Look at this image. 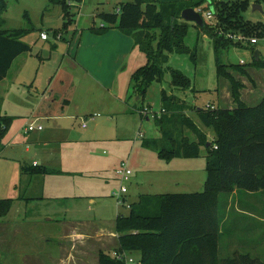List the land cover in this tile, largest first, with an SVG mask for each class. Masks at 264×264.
Returning a JSON list of instances; mask_svg holds the SVG:
<instances>
[{"label":"rangeland","instance_id":"1","mask_svg":"<svg viewBox=\"0 0 264 264\" xmlns=\"http://www.w3.org/2000/svg\"><path fill=\"white\" fill-rule=\"evenodd\" d=\"M127 1L71 0L64 19L61 6L49 0H5L0 30H26L21 40L30 51L17 56L0 81V129L1 118H9L7 131L0 136V199L12 202L9 212L0 217V264H99L100 251L112 257L117 215L128 214L127 205L136 203L138 194L193 191L188 184H175L172 171L185 168L187 163H201L202 168L206 162L204 157L167 159L153 145L161 137L154 116L165 105L162 91L183 107L178 115L185 114L203 130L196 109L229 103L228 84L217 74L218 61L249 70L254 51L264 61V0H248L249 7L240 16L259 31L245 32L247 37L258 36L256 44L234 46L228 38L217 35L221 46L216 48L206 30L180 16L178 22L189 27L183 40L186 50L168 54L162 81H154L144 96L133 94L130 85L133 72L147 62L137 46L115 76L110 92L87 90L82 83L77 86L81 77L76 74L78 69L72 70L71 63L85 34L90 27L107 25L100 13H114L120 3ZM208 4L205 0L196 9L205 10ZM254 5L260 8L254 9ZM216 19L210 24L215 25ZM41 32L47 33V40L40 38ZM59 32L58 38L55 34ZM149 33L155 45L160 30ZM171 69L189 79V86L174 85ZM229 71L237 80L244 79L233 69ZM72 87L77 89L68 107L61 105L68 95L59 101L42 102L43 94L52 91L53 98H59ZM49 110L51 114L63 110V117H38ZM30 122L41 125L43 131L27 132ZM179 133L178 138L182 135L188 142L196 138L193 130L183 125ZM206 134L207 143H211L213 130L208 129ZM174 135L177 138V133ZM165 145L170 147L168 140L158 143L159 148ZM200 150L206 152L204 146ZM33 161L48 167V172H24L23 167L32 166ZM121 163L131 171L126 182L116 174ZM121 184L127 188L125 193H120ZM195 190L202 192L204 186ZM242 193L249 192L219 195L218 215L223 218L219 255L223 259L233 257L235 252L243 253L264 264V192ZM3 221L7 226L2 225ZM72 231L79 236L70 237ZM128 256L138 259L139 253Z\"/></svg>","mask_w":264,"mask_h":264},{"label":"trees","instance_id":"2","mask_svg":"<svg viewBox=\"0 0 264 264\" xmlns=\"http://www.w3.org/2000/svg\"><path fill=\"white\" fill-rule=\"evenodd\" d=\"M69 1L49 0L51 4L61 6L64 19L69 12ZM203 1L130 0L120 3L118 11L114 13H100V18L107 25L90 27L89 30L94 34H103L110 28H117L133 39L134 45L146 55L147 62L133 72L130 85L133 94L144 96L154 81H162L168 54H182L186 50L183 40L189 27L186 23L178 22L181 11L187 7L196 8ZM208 1L207 8L213 7L216 24L204 19L202 29L213 37L216 48L221 46L220 37L217 36L221 31H237L245 35L246 31L259 33L240 16L249 7L248 0ZM5 7V0H0V15ZM152 29L160 30L155 45V38L149 33ZM26 32L23 29L0 30V81L6 77L13 60L30 51L29 45L21 40ZM228 41L234 46H244L230 39ZM251 66L264 68V61L259 56L256 59L253 53ZM229 69L249 76L240 65L217 63L218 76L229 82L234 107H217L213 111L196 109L199 123L214 132L209 145L206 144V132L185 114L178 115L177 112L183 107L162 91L165 105L160 115L155 117L161 137L152 143L159 154L167 159L198 158L200 147L204 146L207 174L204 190L138 196L136 203L129 205L128 214H118L115 219L118 247L114 252H138L137 264H262L258 258L248 254L235 252L233 257L223 259L219 255V238L222 234L217 209L219 195H228L234 190L264 192V97L255 106L244 104L240 94L243 83ZM169 71L174 85L181 83V86H189V79L180 71ZM1 122L3 128L0 129V136H4L9 118L3 117ZM181 125L193 130L196 136L193 141L188 142L182 135L178 138ZM176 133L178 139L173 138ZM163 140H168L170 147L165 145L159 148L158 143ZM23 171L37 172L30 167H23ZM11 205V199H0V217L9 212ZM98 256L99 264H126L124 260L102 251Z\"/></svg>","mask_w":264,"mask_h":264},{"label":"crops","instance_id":"3","mask_svg":"<svg viewBox=\"0 0 264 264\" xmlns=\"http://www.w3.org/2000/svg\"><path fill=\"white\" fill-rule=\"evenodd\" d=\"M183 1V0H181ZM60 33V32H59ZM83 33V32H82ZM80 34V38H82L83 34ZM61 37V36H60ZM85 40L83 43L86 42L85 45H81L80 43V48L77 51V54L75 57H73V63H71L72 70L77 71V75H79L81 78L79 81L77 80V86L78 83H82V86L87 85L84 87L87 90H101L105 89L108 92H110L113 89L114 85V79L117 73L127 64L129 56L131 55L133 49L136 47L134 45V41L130 36H127L123 34L120 30L117 28L109 29L103 34H94L92 32H88L85 34ZM43 40V39H42ZM248 76H243V80L241 82L243 83V88L240 90L241 94V100L244 104L247 106H255L257 105L261 99L264 97V68H257V67H252V69H246ZM79 72L82 74V76L79 74ZM67 74H64V78H66ZM240 76V75H237ZM241 77V76H240ZM239 78V77H238ZM237 79V78H236ZM67 84H70V80L67 79ZM226 82L227 86V96H229V103L227 106H219L220 108H228L231 109L234 107V103L231 98V93H230V85L227 80L224 79ZM249 81V82H248ZM75 86V85H74ZM74 88V89H72ZM70 90L65 91L60 94L59 98H53L52 96V91H49L47 94H43L41 96L42 102H44V99L46 100H55L59 101L61 97L63 96H69V98H63L62 104L61 105H66L65 107H68L71 104V101L74 99L75 92H76V87H72ZM72 89V90H71ZM218 96L220 95V88L218 89ZM43 104V103H42ZM62 107V106H61ZM60 107V108H61ZM63 112V110H62ZM61 110L58 113L50 112V110L44 114V115H38L39 118H44V117H54V118H62L63 113ZM77 116V114H76ZM31 123V122H30ZM57 123V122H56ZM35 125H39L36 124ZM82 125V124H81ZM9 126V124H8ZM83 127V126H82ZM26 128V127H25ZM8 129V127H7ZM5 130V133L7 131ZM27 130V128H26ZM206 133L207 130L206 128L203 129ZM32 131H38L41 132L43 131V128L41 130H32ZM28 131L27 132H32ZM4 133V135H5ZM4 137V136H3ZM2 137V138H3ZM207 144V143H206ZM2 148L0 147V151ZM206 152H202L200 150V156L199 157H206ZM206 160V158H205ZM36 164V165H34ZM201 164V163H200ZM199 163H187L185 168H182L180 170H175L172 171L173 175L176 176L174 178V183L175 184H188V186L191 187V189H194L191 192H179V193H193V192H199L195 189H198V187L204 186L205 181H206V162L203 164L202 168H200ZM198 166V168H197ZM30 168H34L37 172L34 174H40V173H47L48 172V167L40 166L39 161H33L32 166H28ZM197 168V169H196ZM52 171V170H50ZM49 171V172H50ZM171 172V171H169ZM182 176L184 178H182ZM181 189V188H179ZM240 190H234L231 194H229V197L231 195L235 196L238 195ZM254 193V192H252ZM251 192L249 193H242L244 194H252ZM140 195H150L147 193L144 194H138ZM6 199V198H4ZM223 219V218H222ZM221 219V220H222ZM3 223V226H7V223L4 221L1 222ZM0 229L2 227L0 226ZM114 236H116V233H113ZM72 236H79V233L71 232L70 237ZM117 237V236H116ZM74 238V237H73ZM71 240H73L71 238ZM117 240V239H116ZM117 242L116 241V247L114 250H117ZM132 254V253H130Z\"/></svg>","mask_w":264,"mask_h":264},{"label":"built area","instance_id":"4","mask_svg":"<svg viewBox=\"0 0 264 264\" xmlns=\"http://www.w3.org/2000/svg\"><path fill=\"white\" fill-rule=\"evenodd\" d=\"M195 10L198 13H200L203 16V18H205L206 21L209 23L212 22L213 21L212 19L215 18V14H214L213 10H211V8H206L205 10L195 8ZM219 35H222V36H224L230 40H233V41L241 43V44L247 43L249 45H254L258 42V38L256 36L255 37H247L245 34L237 32V31H232V32H222L221 31V32H219ZM56 36L59 38L61 36V33H57ZM40 38L43 40H47L48 39L47 33L41 32ZM262 38H264V34H263ZM205 109L212 110V109H214V106L213 105H206ZM160 113H161V110H160ZM160 113H159V115H160ZM159 115L155 114L154 117H156V116L158 117ZM82 126L85 127V123H83ZM35 129L41 130L42 126L41 125H35L34 122L30 123L27 126L28 131H32ZM214 148H216V146H214ZM116 174L118 175V177L121 179L122 182H126L130 179L131 171L128 169V167L125 163H121L120 166L116 169ZM126 191H127L126 186L124 184H121L120 193H125ZM127 206L129 208V205H127ZM129 254L130 253H127V252H124V253L113 252L112 257L119 259V260H124L126 262V264H137L138 259H134L132 257H129L128 256Z\"/></svg>","mask_w":264,"mask_h":264},{"label":"water","instance_id":"5","mask_svg":"<svg viewBox=\"0 0 264 264\" xmlns=\"http://www.w3.org/2000/svg\"><path fill=\"white\" fill-rule=\"evenodd\" d=\"M258 8H260V7L257 5H254V9H258ZM180 16L183 20L188 21V22H192L196 26H198L199 28H203L205 26L204 18L193 7L184 8L181 11ZM254 56L256 57V59L258 58V52L257 51L254 52ZM207 145H209V143H207Z\"/></svg>","mask_w":264,"mask_h":264}]
</instances>
